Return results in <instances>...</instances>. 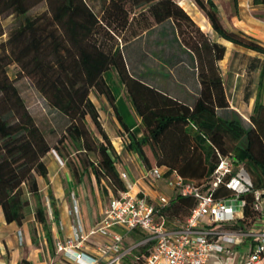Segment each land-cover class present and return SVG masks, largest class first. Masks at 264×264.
Masks as SVG:
<instances>
[{
	"label": "trees",
	"instance_id": "obj_1",
	"mask_svg": "<svg viewBox=\"0 0 264 264\" xmlns=\"http://www.w3.org/2000/svg\"><path fill=\"white\" fill-rule=\"evenodd\" d=\"M42 2L47 3L48 10L30 15ZM194 2L219 38L264 54L259 40L223 24L214 0ZM253 3L263 5L264 0ZM4 15H13L19 21L8 40L0 44V208L8 223L23 224L32 195L37 201V221L54 249L48 208L38 182L42 177L50 186L44 159L53 147L9 76L8 67L16 64L33 80L49 106L69 119L54 149L72 177L88 174L97 183L105 182L106 191L113 195L128 190L120 176L116 149L91 98L96 92L109 101L127 149L136 153L148 170L166 167L167 175L177 172L186 182L207 190L222 158L243 163L252 188L239 195L246 204L243 216L231 228H252L262 215L253 191L264 189V71L250 123L246 124L238 112L227 111L230 102L219 65L226 46L208 38L176 0H109L102 15L86 0H0V18ZM167 21H172L176 40L196 64L199 89L191 102L150 84L145 73H133L117 41L129 43ZM193 27L196 29L190 30ZM3 35L0 29V39ZM113 69L141 119V139L126 122L106 80V73ZM48 194L53 217L58 221L57 200L50 187ZM213 194L216 199L235 196L225 183L219 184ZM196 205L193 197L176 192L157 216L164 217L169 226L173 220L184 225ZM129 235L136 240L144 233L135 230Z\"/></svg>",
	"mask_w": 264,
	"mask_h": 264
},
{
	"label": "built area",
	"instance_id": "obj_2",
	"mask_svg": "<svg viewBox=\"0 0 264 264\" xmlns=\"http://www.w3.org/2000/svg\"><path fill=\"white\" fill-rule=\"evenodd\" d=\"M167 171L163 167L148 170L146 179L152 182L167 180L173 191L196 199L197 205L184 225L170 227L164 217L157 216L170 204V198L158 195L156 201H152L145 192L133 193L134 185L130 182L129 173L123 170L120 176L128 190L111 196L102 210L101 220L90 229L86 228L76 204L72 211L74 235L57 241V251L73 264H103L99 257L85 250L89 240L100 234L105 237V242L99 246L101 254L105 255L104 264H210L213 255H229L230 246L245 237L252 242V251L245 264H255L263 259L264 230L261 223L264 211L261 208L262 215L250 230L231 228L233 222L243 216L246 204L239 195L250 192L252 188L244 164L239 165L230 157L222 158L207 190L186 182L177 172L167 175ZM221 183H225L235 196L216 199L213 192ZM253 192L260 206L264 189ZM135 230L144 236L127 247L126 237ZM142 248L147 251H142Z\"/></svg>",
	"mask_w": 264,
	"mask_h": 264
},
{
	"label": "rangeland",
	"instance_id": "obj_3",
	"mask_svg": "<svg viewBox=\"0 0 264 264\" xmlns=\"http://www.w3.org/2000/svg\"><path fill=\"white\" fill-rule=\"evenodd\" d=\"M109 0H86V2L94 9L98 15H102L103 7L105 2ZM193 18L196 24L202 29L204 33L212 41H218L224 43L223 39L219 38L214 32L213 28H205V20L203 18L204 12L196 5L194 0H176ZM219 8L220 18L223 24L228 27L230 14H234L238 8L239 3L245 4L246 0H214ZM48 10V5L46 2H42L34 9L31 10L30 15L37 16ZM18 19H15L13 15H4L0 18V29L3 30L4 35L0 39V44L6 42L11 34L12 29L17 26ZM196 28H190L194 31ZM194 33V32H193ZM121 44L122 49L126 55L129 69L133 73H145L146 80L166 91H175L177 94L182 92L181 89H184V84H189L190 88H194L193 83L198 80L197 78V69L195 61L190 57V52H187L183 48L179 40H176L174 25L172 21H167L162 25H158L153 28L150 32L143 33L140 37L132 40L129 43H123L121 40H117ZM1 47V46H0ZM1 52V48H0ZM238 54V53H237ZM239 58L241 59L236 64L235 70L238 73H242L244 69L247 68L245 64V54ZM255 63L258 60L255 56ZM243 60V61H242ZM250 60L248 61L249 64ZM256 65V64H255ZM8 73L13 81V83L18 87L19 92L22 98L25 100L26 106L30 113L36 120V123L44 131L46 138L50 145L53 147L51 152L45 157V163L48 167L49 175L51 177L56 173L55 165L57 170L66 169L68 166L64 163L56 150L54 149L57 144L58 139L64 134L67 126L69 125V119L60 113L58 110L53 109L49 106L45 98L37 90L33 80L22 73L20 67L16 64H12L8 67ZM106 80L110 87L112 88L114 94L116 95V103L119 106L126 122L133 126L135 124V116L133 112V107L129 100L128 94L121 80L119 79L118 73L115 69L106 73ZM224 80V79H223ZM231 81L226 77L224 83ZM242 81L243 93L246 92L247 97L242 100L248 103L249 96L255 91V85H257L259 80V70L254 65L247 68V73L239 79ZM186 82V83H185ZM178 91V92H177ZM91 98L95 102L99 113H100V122L102 123L104 129L105 127L109 132L114 136V141L118 142V139H115V136L118 135L117 127L113 125L114 113L112 112V107L109 101L105 96L98 95L96 92L91 93ZM244 104V110L239 114L242 116L245 115L249 110V104ZM244 122L249 124V120H246L242 116ZM250 117L248 116V119ZM94 128V125H90ZM137 130V129H136ZM84 155V154H83ZM72 157H76L72 154ZM94 158V155H92ZM77 159V158H76ZM78 163V160H77ZM71 174V171L69 169ZM72 177V175H71ZM40 178V189L42 193V199L44 204L48 208L49 219L53 217L51 202L48 194V185L44 178ZM73 183L75 188H73L67 196L63 199L62 204L68 205L72 213L76 204L81 203V191L87 193L86 200L90 203V206L97 207V199L100 200L102 205L108 203L109 199L113 195L110 192L106 191L105 182L97 183L94 177H90L88 174L83 175L82 177L76 176L73 177ZM166 184L168 187V181ZM52 191L57 197L60 195L58 191V186L54 182L51 184ZM50 187V188H51ZM74 187V186H72ZM79 187V188H78ZM79 190H78V189ZM31 204L35 208L36 200L30 195ZM61 204V200L59 201ZM58 202V205H59ZM63 209V208H62ZM73 218V217H72ZM183 223L180 221H172L170 223L171 227H178ZM61 226V225H60ZM67 263V262H65Z\"/></svg>",
	"mask_w": 264,
	"mask_h": 264
},
{
	"label": "crops",
	"instance_id": "obj_4",
	"mask_svg": "<svg viewBox=\"0 0 264 264\" xmlns=\"http://www.w3.org/2000/svg\"><path fill=\"white\" fill-rule=\"evenodd\" d=\"M203 18L206 22L205 28H211V23L209 22L205 14L203 15ZM228 22V28L241 30L246 34L253 36L264 45V4L255 5L253 3V0H246L245 4L239 3L238 10L234 14H230V20ZM223 41L224 43L222 44L226 46V53L224 59L220 61L219 65L224 81L226 77L231 80H228L227 83L225 82V89L230 102V106L227 111H236L238 113H241L242 110H244V104H246L247 102L242 100V98L245 99L247 95L246 92L243 93L242 81H239V79L247 73V68L250 66L254 65V67L256 66L259 70V80L257 85H255V91L248 98L249 100L247 104H249V111L245 113V115L242 114V116L246 120H249L248 116L250 117V115L253 113V109L255 106V100L259 89L261 73L264 71V54H259L254 51L247 50L225 40ZM237 53L246 55L245 64L247 65V68L244 69L242 73L234 71L236 64L238 63V61L241 60L239 57L242 56L238 55ZM255 56L258 59L256 63L254 61ZM249 60L250 62L248 64ZM193 85L194 88L192 89L190 88L188 83L184 84L185 88L181 89L182 92L180 93V96L179 93L177 94L175 91H168V93L174 97H178L184 100L186 99L188 102H191L198 95V80L194 82ZM262 99L264 103V89ZM133 112L134 115H136L135 124L133 126L129 124L128 125L131 130L137 134V137L141 139L144 135L141 119L137 116L134 110ZM113 125L117 127L118 135L115 136V139H118V142H115L113 140L114 136H112V134L109 132V130H107L106 127L105 131L111 138L118 154L117 161L120 172L124 170L129 173L130 182L132 185H134L133 193H138L141 191L145 192L149 195L152 201H156V197L158 195H165L171 198L176 192L173 191L171 187L167 186L166 181L158 180L152 182L146 179L148 169L145 167L142 160L136 153L131 152L127 149V141L124 137L123 129L121 128L115 116L113 117ZM237 164L241 165L243 163ZM163 168L167 169L166 167ZM55 171L56 173L52 177L51 174H48L50 186L47 184L49 188L51 187L52 182H54L56 186L60 188L58 189L60 195H57L56 197V207L59 212V224L54 217L49 219V224L52 231V238L54 241V249L52 250L49 247V243L47 241L43 226L37 221L35 215L37 201L35 208H33L31 203L30 206L27 207L26 218L22 225H18L16 222L8 223L6 221L3 209L0 208V264H68L65 263V261L63 260V256L61 255V253L57 251L56 242L59 240H65L68 237L74 235V214H72L70 211L68 201L66 202L67 205L64 203L62 204V202L63 199L67 196V194L73 188H75V185L73 183V177H71L69 169L57 170L55 165ZM38 182L40 185L39 177ZM81 194L82 199L81 203L78 204V209L81 213L86 228L90 229L96 226L101 220L102 210L105 205H102L100 200L97 199V207H92L90 206V203L86 200L87 193L84 191V189H82ZM60 200L61 204L59 202ZM260 208L262 209V211H264V197L260 202ZM261 229L264 230V220L261 223ZM114 230L123 232L120 228H115ZM129 236L130 235H127V240L125 242V245L127 247L132 246L135 241H138V239L134 240L132 238H129ZM104 242L105 237L98 234L91 238L89 240V243L85 245V250L93 256L99 257L101 263L103 264L105 263V255L101 254L99 246ZM251 251L252 242L247 238L243 237L240 239L239 243L230 246L229 255H213L210 260V264H245ZM255 264H264V257L261 261H258Z\"/></svg>",
	"mask_w": 264,
	"mask_h": 264
}]
</instances>
